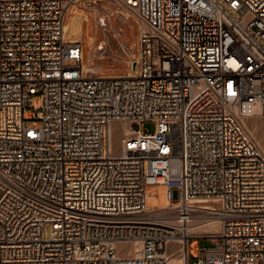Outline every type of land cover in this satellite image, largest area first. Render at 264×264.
<instances>
[{"label":"built area","instance_id":"1","mask_svg":"<svg viewBox=\"0 0 264 264\" xmlns=\"http://www.w3.org/2000/svg\"><path fill=\"white\" fill-rule=\"evenodd\" d=\"M77 1L0 0V264H264V150L244 121L264 116V0H116L139 27L122 75L85 72L65 37ZM152 184L183 224L215 204L220 231L156 223Z\"/></svg>","mask_w":264,"mask_h":264},{"label":"rangeland","instance_id":"2","mask_svg":"<svg viewBox=\"0 0 264 264\" xmlns=\"http://www.w3.org/2000/svg\"><path fill=\"white\" fill-rule=\"evenodd\" d=\"M81 0L71 9V14L67 16L69 24L72 20L74 9L78 6L79 11L83 9L89 14L88 18L84 19L83 32L80 34V39L84 44L85 60L88 62L89 57L94 64L99 68V73L102 75H119L130 74L132 72V60L138 58V37L139 27L136 23L135 14L127 7L123 9L110 5V2H97L101 5H109L104 12H98L93 8H88L85 2ZM78 4V5H77ZM128 12V17L124 15V11ZM87 19V20H86ZM94 38L90 46V38ZM70 38V37H69ZM72 39V38H71ZM39 113L42 110V98L40 93H35L31 96L30 108L26 111L25 116L28 124L33 118L31 111ZM255 116V115H254ZM247 117L246 125L253 134L254 138L259 142L261 147H264V116ZM145 130L154 131L155 123L146 121L144 123ZM147 201L149 206L164 205L169 202L166 195L165 186L162 184H152L148 190ZM201 247H211L215 243L211 238L195 239L191 242V246L196 245ZM181 256H175L172 262L180 264ZM194 259V255H193Z\"/></svg>","mask_w":264,"mask_h":264},{"label":"bare ground","instance_id":"3","mask_svg":"<svg viewBox=\"0 0 264 264\" xmlns=\"http://www.w3.org/2000/svg\"><path fill=\"white\" fill-rule=\"evenodd\" d=\"M77 2H79V0ZM85 2L87 4L88 8H93V9H95L98 12H104L105 10L108 9V6H109V5H101V4H98L95 1H90V0H86ZM110 5L126 9L123 4L117 2L116 0H111L110 1ZM73 13L74 14L72 16V20H71V22L69 24H66L68 22V20H69V19L67 20V18H66V22H65V37L68 38V39L72 38V40H79L80 37H81L80 34H82V32H83V28H82V32H81L82 20L84 18H88L89 14L84 9H83L82 12H80L78 6L74 9ZM70 14H71V11L69 13V17H70ZM124 15L126 17H128L129 14H128V12L124 11ZM93 40H94V38L91 37L90 38V43H89L90 46L92 45ZM90 57H89L88 62H86V63L84 62L85 72L86 73L100 74L99 73L100 69L97 68V66L94 64V62H92L93 60L90 59ZM84 60H85V49H84ZM132 62H134V64H133L132 72L130 74H133V72L135 71V62H136V60H132ZM100 75H102V74H100ZM119 75H122V74H119ZM252 116H254V115L247 116V117H252ZM254 117H257V115H255ZM245 119H244V121H245ZM245 124H246V121H245ZM125 128H126V131L130 130L127 125H125ZM113 140H114L115 149L118 150L121 147L122 135L120 133H117ZM262 148L264 150V147H262ZM196 205H199V206H196L199 209L191 210V214H193L194 217L189 216V219L185 220L184 224L181 223L180 220L177 219L178 212L169 210V209H171L173 207V205H168V204L161 205V207H160L161 210H159L157 212H154L152 215H153V217H155L154 219L156 220V223H159L160 225H163V224H166V223H176L178 225H181L182 228L185 229L184 230L185 236L189 234V231H192V232H194L196 234H203V233L204 234L205 233L216 234V233H218L220 231V229H221V223H222L223 219L220 218V217H217V216L210 217L209 215H213L212 212H209V211L205 210V209H209L211 207L215 208V204H212V203H207V204L198 203ZM150 207H152V206H150ZM138 245H139V241H136L134 246L137 247ZM175 256H181L180 257V259H181L180 264H185L184 253L180 254V252L179 253L175 252V254L170 259V264H173L172 259H175V258H173ZM174 264H177V263L174 262Z\"/></svg>","mask_w":264,"mask_h":264},{"label":"crops","instance_id":"4","mask_svg":"<svg viewBox=\"0 0 264 264\" xmlns=\"http://www.w3.org/2000/svg\"><path fill=\"white\" fill-rule=\"evenodd\" d=\"M84 19L82 20V23H81V32H82V28H83Z\"/></svg>","mask_w":264,"mask_h":264}]
</instances>
